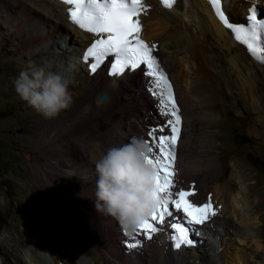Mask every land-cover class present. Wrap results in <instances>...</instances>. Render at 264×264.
<instances>
[{"label":"bare ground","instance_id":"bare-ground-1","mask_svg":"<svg viewBox=\"0 0 264 264\" xmlns=\"http://www.w3.org/2000/svg\"><path fill=\"white\" fill-rule=\"evenodd\" d=\"M143 1L140 37L157 46L153 54L168 74L181 110L176 190H194L190 199L197 205L211 198L217 214L196 226L203 236L192 234L194 246L172 249L166 223L151 241L139 237L141 249L129 250L124 241L130 237L120 224L95 208V161L133 136L150 140L146 131L166 122L158 99L148 91L146 66L115 77L107 75L103 64L89 74L80 53L94 34L71 23L67 6L58 0H0V47L9 40L7 51L15 57L0 63V91L15 89L11 75L18 77L30 64L44 61L72 80V103L57 117L47 119L26 102V112L15 113L16 121L33 124L30 139L20 136V141L34 160L17 167L16 185L17 200L36 217L31 242L38 249L44 244L51 264H264V182L244 166L234 174L236 184L219 177L224 171L221 147L241 119L256 148L264 147V66L225 29L208 0H176L172 8ZM253 2L258 0H221V7L238 24ZM102 93L107 94L104 100L99 99ZM230 111L235 117L227 120ZM36 152L47 155L45 160H36ZM240 178L248 181L246 191ZM54 224L72 230L74 247L54 236ZM22 235V240L9 231L0 236V264H48L34 251L37 247L23 245L28 236ZM87 236L96 244L81 247Z\"/></svg>","mask_w":264,"mask_h":264},{"label":"snow or ice","instance_id":"snow-or-ice-1","mask_svg":"<svg viewBox=\"0 0 264 264\" xmlns=\"http://www.w3.org/2000/svg\"><path fill=\"white\" fill-rule=\"evenodd\" d=\"M68 5L67 14L71 22L80 29L94 34L91 46L83 53L82 61L90 73H96L110 60L109 75L119 77L126 69L133 71L141 65L146 66L145 76L148 91L158 99L157 108L166 118L163 125L150 127L143 138L149 147L150 155L146 163L155 170V183L159 195L157 209L131 235L124 231L130 240L124 241L126 247L141 249L145 240L151 241L157 233L163 232L160 227L167 223L174 231L168 234L171 247L180 250L182 246H194L196 241L190 233L198 235L197 225H205L216 216L211 198L202 205L195 204L190 197L194 190L178 188L175 180L176 145L181 134V110L173 92V84L153 54L156 45L147 44L141 39L142 25L139 16L145 11L142 0H61ZM219 21L225 29H230L235 39L245 45L248 53L264 66V0L249 8L247 26L230 22L221 7V0H209ZM166 8H172L175 0H161ZM114 57V60L110 58ZM183 213L179 221L174 219L176 213ZM186 221V223H185Z\"/></svg>","mask_w":264,"mask_h":264},{"label":"clouds","instance_id":"clouds-1","mask_svg":"<svg viewBox=\"0 0 264 264\" xmlns=\"http://www.w3.org/2000/svg\"><path fill=\"white\" fill-rule=\"evenodd\" d=\"M51 62L30 64L14 82L19 98L47 119L55 118L72 103L71 78L52 71ZM149 145L133 136L128 143L109 148L95 161V208L134 233L159 205L155 170L146 163Z\"/></svg>","mask_w":264,"mask_h":264},{"label":"rangeland","instance_id":"rangeland-1","mask_svg":"<svg viewBox=\"0 0 264 264\" xmlns=\"http://www.w3.org/2000/svg\"><path fill=\"white\" fill-rule=\"evenodd\" d=\"M245 1L248 2V0ZM182 3L186 4L184 0ZM253 3L256 4L255 2ZM8 43L9 40H6L4 45L0 47V63L15 59V57L7 51L9 48ZM3 69L5 70V68ZM10 77L12 79L17 78L15 75H11ZM14 82L13 80V85ZM23 102L24 101L16 94L15 89L0 91V236L4 232L9 231L12 234H17L18 238L22 240V233H24V235L28 236V241L23 245L28 248L37 247L34 251L38 252V255L42 256L43 259H46L48 264H51V262L48 261L49 256L45 251V247L43 248L44 244L39 242L42 248L38 249L39 247L31 242V231H33L36 217L30 216L29 211H24L23 205L17 200V167L27 166L30 161L34 160L29 147L24 146L20 141V136L25 139L29 137L28 139H30L33 133V124L29 119L22 122L15 120V113L17 111L21 109L22 112L24 110V112H26V103ZM251 116L253 115L250 114V117ZM234 117L233 111L227 114V120L233 119ZM238 124H236V126L234 125L229 132L228 144L221 147L224 171L219 177L222 181L235 183L234 180L238 178V176H235L236 173H238L241 166H244L255 173L258 181L262 183L264 182V147L260 149L256 148L258 145L255 138L245 129V121L241 119ZM27 155H29V158ZM46 156L47 155H45V157ZM35 157L36 160H45V157L38 152H36ZM235 159L240 161V165L235 163ZM28 180L29 179H27V182L31 184V190L36 191L34 185ZM175 180L177 181V179ZM247 182L248 181L243 180V178H240L242 189L246 187L245 185H247ZM244 190L246 191V188H244ZM39 206H42L41 203H39ZM243 211L246 212L243 207H240V212ZM25 220H29V223L26 224ZM54 226L56 227L54 236L68 239L71 241L70 245H72V247L76 245V239L73 236L72 230L65 231L60 224H54ZM90 238L91 237L88 236L81 238V247H83V245L89 247L96 244L90 242ZM45 242L49 243L50 239H45ZM147 243L149 246V242ZM9 259L12 261L10 257Z\"/></svg>","mask_w":264,"mask_h":264},{"label":"water","instance_id":"water-1","mask_svg":"<svg viewBox=\"0 0 264 264\" xmlns=\"http://www.w3.org/2000/svg\"><path fill=\"white\" fill-rule=\"evenodd\" d=\"M106 95H107L106 93H102V94L99 96V99H100V100H104V99L106 98ZM89 241H90V240H89ZM97 241H98V240H97ZM97 241H96V242H97Z\"/></svg>","mask_w":264,"mask_h":264}]
</instances>
